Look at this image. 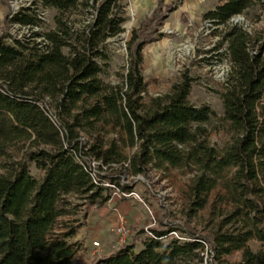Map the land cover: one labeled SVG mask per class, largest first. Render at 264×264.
<instances>
[{
    "label": "trees",
    "instance_id": "1",
    "mask_svg": "<svg viewBox=\"0 0 264 264\" xmlns=\"http://www.w3.org/2000/svg\"><path fill=\"white\" fill-rule=\"evenodd\" d=\"M38 1L55 9L53 28L34 29L40 18L21 6L8 20L28 34L0 35V264H71L80 249L72 239L81 225L75 200L104 201L105 180L128 190L122 172L150 169L165 172L206 228L182 238L150 228L138 249L122 242L92 264H200L207 249L213 264H264V36L228 22L252 0H221L201 14L229 61L219 91L221 145L204 125L214 111L188 101L190 76L147 92L141 48L154 8L131 30L124 70L109 83L99 73L104 39L122 30L121 0ZM73 11L90 18L73 25L65 16Z\"/></svg>",
    "mask_w": 264,
    "mask_h": 264
},
{
    "label": "rangeland",
    "instance_id": "2",
    "mask_svg": "<svg viewBox=\"0 0 264 264\" xmlns=\"http://www.w3.org/2000/svg\"><path fill=\"white\" fill-rule=\"evenodd\" d=\"M220 1L121 0L122 30L104 39V50L108 59L99 73L101 79L106 82L115 83L119 80L127 58L126 42L131 30L138 28L144 17L150 15L154 8V20L145 26L149 35L151 34V39L141 48V67L147 78V92L151 95L163 93L182 73L190 76L192 80L187 95L188 101L194 105L206 103L214 111V115H211L204 125L212 131L210 141L216 145H221L225 139V135L217 131L216 127L220 124L218 117L222 113L219 91L229 61L222 54L225 44L215 45L219 34L214 25L203 19L201 14ZM261 1L264 0H252L248 8L231 16L228 22L240 23L247 30H255L258 35L264 36V3ZM21 6H30L40 18L34 29L39 31L54 27V8L42 6L38 0H0V35L3 34L5 39H9V36L28 34L30 31V28L8 20ZM161 13L165 15L158 17ZM65 16L73 25L82 20L87 22L90 18V14L81 16L75 11L68 12ZM151 25L158 33L149 30ZM221 27L222 25H219L217 30ZM29 168L33 175H39L33 163L29 164ZM187 175L177 173L176 178L184 179ZM118 181L130 185L128 190L134 191L137 196L119 194L115 189L117 184L105 180L103 183L110 185L106 189L107 199H95L93 204L75 200L79 205L75 208L74 216L81 225L72 239L78 242L80 249L72 258L71 264H92L97 258L113 252L122 243L115 233L118 216L125 221L127 230L123 242H131L133 249L141 246L145 234H151L150 228H170L167 233L174 230V234L170 232L167 237L178 235L179 238L193 230L201 232L206 228L205 215L200 211L188 212L178 197L176 187L164 171L150 169L146 173L136 175L122 172ZM94 239L97 240V245L92 243ZM251 246L257 249L258 242L251 241ZM202 253L200 264H213L210 250H204ZM230 257L234 258L236 255L232 254Z\"/></svg>",
    "mask_w": 264,
    "mask_h": 264
},
{
    "label": "built area",
    "instance_id": "3",
    "mask_svg": "<svg viewBox=\"0 0 264 264\" xmlns=\"http://www.w3.org/2000/svg\"><path fill=\"white\" fill-rule=\"evenodd\" d=\"M96 163H97V161L92 159L91 160V168L89 169V174H90L91 180H93L94 182L96 181V169L94 167V165ZM115 189L117 190V192L119 194H122V195L137 196V194L134 191H132V190H122L118 185L115 187ZM170 232L174 234V230H170L168 233H170ZM115 233L118 235L120 242H123L124 239H125V236L127 235V230H126V227H125V221L123 220V218L121 216H118V218H117V225L115 227ZM168 233H167V235H168ZM167 235H166V237H167ZM176 236L178 237V235H176ZM92 243L94 245L98 244L97 240H95V239L92 240ZM76 252H78V250ZM74 256H76V253H75Z\"/></svg>",
    "mask_w": 264,
    "mask_h": 264
}]
</instances>
